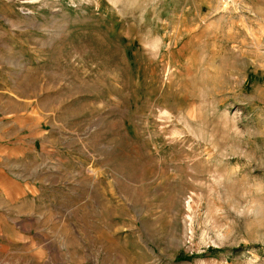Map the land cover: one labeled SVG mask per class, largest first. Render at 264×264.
Here are the masks:
<instances>
[{"label": "rangeland", "instance_id": "374dc122", "mask_svg": "<svg viewBox=\"0 0 264 264\" xmlns=\"http://www.w3.org/2000/svg\"><path fill=\"white\" fill-rule=\"evenodd\" d=\"M0 264H264V0H0Z\"/></svg>", "mask_w": 264, "mask_h": 264}]
</instances>
